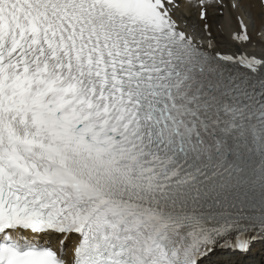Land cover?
<instances>
[{"label":"snow or ice","instance_id":"6c2138e0","mask_svg":"<svg viewBox=\"0 0 264 264\" xmlns=\"http://www.w3.org/2000/svg\"><path fill=\"white\" fill-rule=\"evenodd\" d=\"M257 247L264 264V0H0V264Z\"/></svg>","mask_w":264,"mask_h":264},{"label":"bare ground","instance_id":"6f19581e","mask_svg":"<svg viewBox=\"0 0 264 264\" xmlns=\"http://www.w3.org/2000/svg\"><path fill=\"white\" fill-rule=\"evenodd\" d=\"M252 13H253V15L256 17L257 27H259V25H260L259 9H257V8H253V9H252ZM216 19H217L218 21H220L221 23L224 22V18H223V17H220V16H218V15L216 16ZM217 39H218V41H219V43H220V46H221L222 48H228V49H230V50H236L234 46H232V45L229 44V41L227 40L226 36H220V35L218 34V35H217ZM255 252H257V248L254 249L253 253H255ZM250 264H253V263H250ZM254 264H258V262L255 261Z\"/></svg>","mask_w":264,"mask_h":264}]
</instances>
